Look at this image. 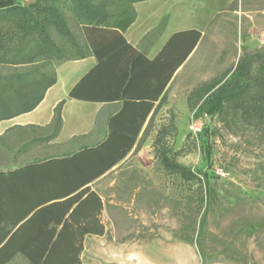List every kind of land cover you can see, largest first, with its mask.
Segmentation results:
<instances>
[{
	"label": "trees",
	"instance_id": "16d2710c",
	"mask_svg": "<svg viewBox=\"0 0 264 264\" xmlns=\"http://www.w3.org/2000/svg\"><path fill=\"white\" fill-rule=\"evenodd\" d=\"M142 1L148 0H34L27 5L0 0V122L32 111L55 83L56 67L87 56L96 63L67 98L121 102L106 121L107 136L96 144L0 170V264L17 259L22 264H82L84 238L105 233L101 213L106 204L92 185L139 150L154 114L166 103L168 84L202 36L196 28L172 32L148 58L145 49L123 35L136 19L134 4ZM260 61L255 74L243 58L223 80L198 87V98L207 96L197 111L228 120L224 113L232 108L244 123L263 124L264 55ZM63 104L54 107L53 131L44 139L59 131ZM164 133L160 129L157 134ZM168 152L159 150L164 171L199 182L204 209L195 238L185 240L195 242L206 264L201 242L209 233L208 213L218 194L206 173L201 182ZM244 230L253 227L245 224Z\"/></svg>",
	"mask_w": 264,
	"mask_h": 264
},
{
	"label": "rangeland",
	"instance_id": "374dc122",
	"mask_svg": "<svg viewBox=\"0 0 264 264\" xmlns=\"http://www.w3.org/2000/svg\"><path fill=\"white\" fill-rule=\"evenodd\" d=\"M16 1L27 5L34 0ZM138 5L151 14L144 18L151 16L146 25H154L144 36L147 43L174 26L199 29L202 36L175 74L168 107L154 114L139 150L92 185L106 204L101 213L106 231L84 238L81 262L202 264L195 242L185 240L195 238L204 209L199 182H184L162 169L159 150L165 147L201 182L206 173L218 194L208 213L209 233L201 242L206 264H264V122L246 124L232 108L224 113L228 120L197 111L207 95L199 99L196 90L226 78L239 59L248 60L251 73L258 71L264 55V0H148ZM192 116L202 118L197 137L188 132ZM160 129L166 136L157 134ZM52 131L49 126L5 130L0 170L75 149L76 142L57 144L59 131L44 139ZM245 224L253 230H244Z\"/></svg>",
	"mask_w": 264,
	"mask_h": 264
},
{
	"label": "crops",
	"instance_id": "0c3cea01",
	"mask_svg": "<svg viewBox=\"0 0 264 264\" xmlns=\"http://www.w3.org/2000/svg\"><path fill=\"white\" fill-rule=\"evenodd\" d=\"M138 3L134 4L136 19L126 29L123 35L127 42L132 46L137 47L140 50L145 49L148 58H152L157 53L172 32L189 29L176 26L170 28L173 30L163 29L157 38L147 43L144 40V36L154 25H146V21L144 22V20H150L151 16L147 19L144 18L151 14L141 12L143 9L138 7ZM142 24H144L143 27ZM194 50L187 57L185 62L176 70L175 74L185 66L194 53ZM95 63L96 60L93 56H87L82 59L65 61L59 64L55 69L56 81L46 90L40 103L30 112L20 114L9 120L1 121L0 134L12 126H31L34 128L48 127L53 117L54 107L61 100H64L60 112L61 126L58 135L56 136L57 144L68 145L76 142L72 144L75 149H70L67 152L71 153L80 146H91L99 142L108 134L106 127L108 117L119 109L121 102H91L67 98L70 88L84 73L90 70ZM174 76L172 77V80ZM172 80L167 88H169ZM168 101L164 103L161 108H167ZM59 139L60 141H58Z\"/></svg>",
	"mask_w": 264,
	"mask_h": 264
},
{
	"label": "built area",
	"instance_id": "2783aa9c",
	"mask_svg": "<svg viewBox=\"0 0 264 264\" xmlns=\"http://www.w3.org/2000/svg\"><path fill=\"white\" fill-rule=\"evenodd\" d=\"M204 116H206L204 114ZM201 117H198L196 119L193 118V116L191 117V121L188 125V132L190 133L191 137H197L199 135V133L202 130V121H201Z\"/></svg>",
	"mask_w": 264,
	"mask_h": 264
}]
</instances>
